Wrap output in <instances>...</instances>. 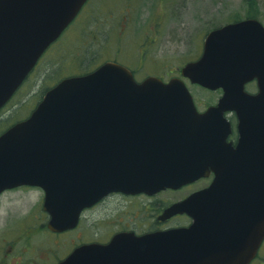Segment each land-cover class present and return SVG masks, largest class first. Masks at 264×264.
I'll use <instances>...</instances> for the list:
<instances>
[{
  "label": "water",
  "instance_id": "water-1",
  "mask_svg": "<svg viewBox=\"0 0 264 264\" xmlns=\"http://www.w3.org/2000/svg\"><path fill=\"white\" fill-rule=\"evenodd\" d=\"M86 1L0 0V109ZM182 73L223 88L218 105L200 112L181 78L137 82L107 62L62 80L0 136V191L44 187L57 230L75 226L84 207L110 192L153 194L215 173L209 187L160 216L187 213L189 226L119 233L77 248L62 264H250L256 257L264 241V26L248 19L212 30ZM253 79L256 94L245 90ZM232 110L237 146L227 142L224 113Z\"/></svg>",
  "mask_w": 264,
  "mask_h": 264
},
{
  "label": "rangeland",
  "instance_id": "rangeland-1",
  "mask_svg": "<svg viewBox=\"0 0 264 264\" xmlns=\"http://www.w3.org/2000/svg\"><path fill=\"white\" fill-rule=\"evenodd\" d=\"M128 1L134 7L129 15L130 22L123 34L120 35L121 46H118V43L107 45L103 47L104 54L96 51L94 54L97 55L98 61L101 60L100 63L106 60V57H113L114 53L120 52L123 60L136 65L139 55L141 56L139 49L142 50V42L148 35L154 33L157 35V39L148 51L143 50L141 52L147 57H142V63H145L149 70H157L159 67L151 60L162 59V62L167 64L165 66L176 69L178 65L199 56L204 36L213 27L244 18L249 15L248 11L264 21V0H253V4L250 3L251 0H105V5L97 11H102L101 14L104 15L98 19L108 20L110 14L114 15L113 6L126 4ZM171 6L175 8L172 9ZM160 16L163 17L164 23L163 26L160 25L161 30L158 34L156 33L158 24L154 22L159 21ZM183 27H185L184 34H182L184 32ZM75 34L76 36L69 34L63 36V39L61 38L62 40L60 39L55 47L49 51L47 57L43 59L40 67L19 89L12 101L13 106L11 103L6 112L2 114L1 128L6 127L12 121L24 118L40 99L43 86L52 84V78L48 76L51 70L48 71L49 73H45L47 65L55 66V63L59 62L62 66L61 70L64 72V74L61 72V76L70 74L69 72L72 71L74 73L82 72L79 71L78 67L86 63L84 49L89 48L90 45L83 44L84 39H82L81 34L79 35V31ZM90 37L93 39L94 36L90 34ZM110 37L108 40L114 44L117 41L116 34L112 33ZM177 42L180 44L177 45ZM104 51L100 50V52ZM140 74V77L144 76V73ZM186 81L200 107L216 101L220 96L217 91L197 84L195 86L189 80ZM10 113L12 114L9 115ZM205 183V181H201L181 190L166 191L159 194L153 199L156 202L153 206L154 211H160L158 210L160 204L180 199L196 188L206 185ZM40 197L41 193L37 191H17L8 193L1 199L0 261L9 264H53L55 251L59 256L62 255L74 241L79 240L84 235L89 238L84 240H93L108 235L113 226L112 221L124 220L127 218L126 212L130 213L131 218L132 216L135 217L133 214L135 212L139 214L138 220L144 218L140 216V212L145 211L143 200H138L129 205L127 203V206L124 204L117 205L119 206L118 214H115L111 219L106 218V220L101 219L104 210L97 207L86 212V217H90V219L83 221L81 228L75 234L52 238L48 236L47 238V234L42 230L41 225H37L39 221L37 222L35 216L39 208ZM9 248L11 250H8ZM38 259H41V262ZM253 264H264V246L257 262Z\"/></svg>",
  "mask_w": 264,
  "mask_h": 264
},
{
  "label": "flooded vegetation",
  "instance_id": "flooded-vegetation-1",
  "mask_svg": "<svg viewBox=\"0 0 264 264\" xmlns=\"http://www.w3.org/2000/svg\"><path fill=\"white\" fill-rule=\"evenodd\" d=\"M105 0H87L86 3L84 4V6L81 8L79 14L77 15V17L73 20V22L70 24V26L67 28V30L64 32V34L54 43V45H56V43L58 41H60V39H63V36L65 35H75V33H78L79 31V35H82V39H84V43L83 44H87L90 45V47H86L84 50V57H86V55H88L89 53L93 52L96 53L99 52L101 54H104L105 51L103 49V47L107 46V45H115L116 43H118V46H121V38L120 35L123 34V31L125 30L126 26L128 25V23L130 22V12H132L134 5L130 3V1H128L126 4H120V5H115L113 6V13L114 15L110 14L108 16V20H101L98 19L99 17H102L103 15L101 14L102 11L97 12L100 10L101 6L105 5ZM172 9L173 6H171ZM171 9V10H172ZM107 13V12H106ZM259 18V17H257ZM263 23L264 21L259 18ZM158 24V27L156 29V33H160V25L163 26L164 20L163 17L160 16L159 17V21L154 22ZM179 29V28H178ZM180 30V29H179ZM183 31L182 34L185 33V27H183ZM116 34L117 36V41L112 44L109 40L108 37H110V34ZM90 34H92L94 37L93 39L90 37ZM61 39V40H62ZM157 39V35H154V33H152V35H148L145 40L142 42L141 47L142 50L139 49V53L141 54V56L139 55V60L138 62H136L134 64L129 63L125 60H123V56L121 55L120 52H116L114 53L113 57L108 56L103 60L104 61H108V60H112L115 62H118L124 66H126L127 68H129L131 70V72L133 73V75L135 76V78L140 81L142 79H144L147 76H158V77H162L164 78V80H169V78L174 77V76H180L181 72H182V68L185 64V62L181 65H178V67L176 69L173 68H169V66H165L167 64L162 62L161 60H151L153 63H155L159 69L157 70H149V68L147 67V65L143 62V58H147L146 56H144L141 52L143 50L148 51L150 49V46L153 45V43L156 41ZM177 45H179L180 43H176ZM53 45V46H54ZM55 47V46H54ZM53 47V48H54ZM111 48L113 46H110ZM95 51H93V50ZM103 50L104 52H100V50ZM83 50V49H82ZM201 52V49H200ZM47 56H44L38 63V65L36 66V69H38L43 61V59H45ZM143 57V58H142ZM146 61L148 59H145ZM50 66V67H49ZM62 66L60 65V63H55V66H52V64L47 65L46 67V71L45 73H48V71L52 70V69H57V68H61ZM35 72V71H34ZM140 73H144V76L140 77L139 75H141ZM33 75V74H32ZM166 77V78H165ZM169 77V78H168ZM256 80L247 84L246 88L248 90V86L250 84L253 85V91H255L257 89V84H256ZM218 100L212 102V103H208L207 105L203 106L202 108H199V110H205L206 108H208L210 105H215L217 104ZM227 116L229 118V120L232 123L233 126V131L231 133V135L229 136V140H233L236 141L238 138V132H237V116L235 112H229L227 113ZM0 124H2L1 122V116H0ZM5 128V127H4ZM0 127V135L7 129V127L4 129ZM4 129V130H3ZM3 130V131H2ZM168 190H172V189H168ZM17 191H37L39 193H41V197L39 198V208L37 211V215L36 216V220L39 224H37L38 226L41 225L42 230L47 234L46 237L48 238V236L50 238L52 237H64V236H68V235H73L75 234L82 225L83 221H88L90 219L86 217V212L87 211H92L94 209H96L97 207H101L104 212L102 213L101 219H111L115 214H118V207L122 204H124V206H127L130 203L133 202H137L138 200H143L145 202V211H141L140 212V216H142L143 219L138 220L137 216H139L138 212H135L133 214H135V217L132 216V218L129 216L130 213L126 212L125 216L127 218H125L124 220L118 219V220H113L111 224H113L109 234L105 235V236H101L99 238H94L93 240H84V239H89L86 238V235L82 236L81 238H79V240H76L72 243V245L70 246V248L64 252L62 255H58V253L55 251L54 252V259L52 260L53 264H60L64 258H66L75 248H77L78 246L84 244V243H88V242H101V243H107L111 240V238L118 232L121 231H133L138 235L147 233V232H152L155 230H160V229H165L171 226H176L179 224H184L181 223L180 219L184 218V216H186V218L191 221V218L185 214H178L176 216L171 217L170 219L161 222L158 220V215L163 211V209L165 207H167L168 205H170L171 203H168V201L166 203H162L159 205V209L160 211L155 212L154 211V198L156 196H158L159 194H161L162 192H159L155 195H148L145 193H141V194H125V193H111L108 196H106L104 199H102L100 202H98L97 204L88 207L86 209H84L81 213L79 222L77 224V226H75L74 228L71 229H67V230H62V231H56L51 227V220H52V214L46 209V205H45V198H46V192L45 190L40 187V186H36V185H29V184H21V185H17L14 187H10V188H6L4 190H2L0 192V203H1V199L3 198L4 195L8 194V193H13V192H17ZM121 203V204H120ZM115 205V206H112ZM119 205V206H117ZM109 217V218H108ZM93 220V219H92ZM145 220V221H144ZM144 221V222H143ZM98 222V220H97ZM143 222V223H142ZM100 232V231H99ZM45 236V235H44ZM77 237V235H76ZM8 250H11V248H9ZM260 254V252H259ZM257 256V258L255 260H253L252 264L257 262L259 255ZM49 257V256H48ZM39 262H41V259ZM0 264H9L5 261H0Z\"/></svg>",
  "mask_w": 264,
  "mask_h": 264
},
{
  "label": "trees",
  "instance_id": "trees-1",
  "mask_svg": "<svg viewBox=\"0 0 264 264\" xmlns=\"http://www.w3.org/2000/svg\"><path fill=\"white\" fill-rule=\"evenodd\" d=\"M251 4H253L254 3V1L253 0H251V2H250ZM249 13V15H254L251 11H248ZM86 63H83V65L81 66V67H78L79 69H80V71H87V70H89L90 69V67H91V65H95L96 63H97V58H96V55L93 53V52H91V53H89L88 55H86ZM88 61H94L93 63H95V64H92V63H88ZM60 69V70H59ZM62 72V70H61V68H57V69H52L51 70V73H49L48 74V76L49 77H51L52 78V83H54L55 81H57L58 79H60L61 78V73ZM41 84H43V83H41ZM50 86V85H49ZM48 88V86H43V88L41 89L42 91L41 92H43V90H44V92L46 91V89ZM43 94V93H42ZM41 94V95H42ZM13 104L14 103H12V106H13ZM12 113H10L9 115H11Z\"/></svg>",
  "mask_w": 264,
  "mask_h": 264
}]
</instances>
